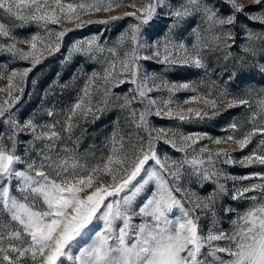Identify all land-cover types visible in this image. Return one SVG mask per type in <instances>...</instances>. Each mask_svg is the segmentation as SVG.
Here are the masks:
<instances>
[{
  "label": "snow or ice",
  "instance_id": "snow-or-ice-1",
  "mask_svg": "<svg viewBox=\"0 0 264 264\" xmlns=\"http://www.w3.org/2000/svg\"><path fill=\"white\" fill-rule=\"evenodd\" d=\"M124 6V0H79L75 4L0 0V38L11 41L0 43V53L31 60L33 67L44 50L59 51L62 38L73 30L61 28L53 33L49 25L79 21L76 28L80 29L93 23L109 25L125 17L136 21L121 34L117 46L106 49L98 36L73 45L68 58L72 52L93 59L107 52L103 73L92 72L64 110H56L55 105L43 108L42 114L49 118L46 121L38 123L36 113L20 120L13 111L20 99L14 92L22 95L20 85L31 68L13 70L7 76L8 87L0 89L7 97L0 99V264H264V173L235 177L216 167L218 162L264 166V123L255 125L264 115V88L256 101L258 111L249 117L253 127L240 138H236L240 127L235 121L228 125L230 134L224 138L157 129L150 126L149 116L163 115L180 122L214 120L221 115L216 111L218 101H228L223 111L252 105L227 91L209 98L213 93H199L194 82H170L155 72L149 74L141 64L155 57L154 63L165 68L192 67L207 73V54L221 52L230 80L246 75L247 68L264 77V31L246 28L242 55L228 51L236 43L233 28L239 16L264 25V0H248L247 5L241 0H141L139 5L131 0L136 11L95 21L82 19ZM224 7L227 14L221 10ZM153 22H165L166 32L150 43L145 32ZM33 24L43 27L47 37L36 33L21 39L14 35L16 28ZM186 25L195 37L190 46L175 35ZM201 25L212 33L210 40L202 39ZM18 44L28 45L29 50ZM127 83L134 85L131 96L112 91ZM179 91L193 93L183 104L202 101L206 107H182L172 99ZM153 92H167L168 98H153ZM119 101L118 106L130 112L135 127L147 130V137L129 151L124 137L113 132L106 154L86 158L78 153L79 138L73 137L78 122L89 116L97 118L96 113L103 111L101 105ZM136 102L142 105L140 110L131 107ZM58 116L63 119H56ZM257 135L262 137L257 147L239 160L228 148L194 147L208 140L216 145L232 142L242 151ZM160 141L181 157L159 155L155 144ZM89 159L96 162L89 163ZM221 178L260 181L241 187L233 184L232 200H247L249 206L242 212L223 209L235 213L230 231L219 227L216 212L217 197L228 193ZM207 184L215 187L207 195H199L195 187L203 189ZM138 197H142L139 202ZM202 218H210L207 230L201 226Z\"/></svg>",
  "mask_w": 264,
  "mask_h": 264
},
{
  "label": "rangeland",
  "instance_id": "rangeland-1",
  "mask_svg": "<svg viewBox=\"0 0 264 264\" xmlns=\"http://www.w3.org/2000/svg\"><path fill=\"white\" fill-rule=\"evenodd\" d=\"M64 4H75L79 0H61ZM131 0H124L125 6L121 8H114L113 11L109 13L99 12L92 13L89 15L82 16L84 20H99L106 19L111 15H122L125 12L136 11L135 8L130 6ZM137 5L141 3V0H135ZM247 5L248 0H241ZM223 13L227 14L228 9L224 7L221 9ZM139 14V13H138ZM197 24L200 23L199 18H196ZM135 19L132 17H125L123 20L112 22L109 25H103L98 23H93L85 26L84 28L77 29L75 22H64L61 25H49V28L55 33L61 28L73 29L67 32L61 40L59 51L52 52L51 49L44 50L40 56L39 63L32 66L31 60L24 61L15 59L10 55L0 53V75L4 78H0V89H5L9 85L7 76L11 74L13 70H24L26 68H31L27 76L24 78L23 84L20 86L23 88L22 95L18 92H14V95H20L19 101L15 104L13 111L16 113L20 120L28 118L30 115L36 113L37 122H43L49 118L42 114V109L45 107L56 106V110H64L69 104L75 101V98L80 93V90L84 87L87 82V77L91 75L92 72L103 73L105 67L104 58L108 56L107 52L103 55H97L95 59L85 56L80 53L72 52L71 57H69L70 50L73 45L78 41L87 40L93 36L99 37V43L107 48L117 46V42L121 34L128 28L130 24L135 23ZM188 23H191L189 21ZM195 26V25H193ZM203 25H201V35L204 41L210 40L212 33L205 32ZM91 29L90 31H85L82 34L78 32L83 29ZM150 31L145 32V38L151 43L155 39L163 38L166 28L165 22L156 23L153 22L149 26ZM252 29L254 32L264 31V25H261L256 21H249L245 16L241 15L238 17L236 26L233 31L236 34V43L228 49V51L242 55L241 45H244L246 41L245 29ZM39 33L42 37H47V31L38 25H29L25 28H16L14 30V35L18 38H28L33 34ZM178 40H182L189 46L195 42V37L191 34V30L185 26L184 29H180L175 34ZM54 38V37H53ZM11 41L6 38H0V43H10ZM231 43V42H230ZM20 48L25 51L29 50V46L25 44H18ZM39 47V45H38ZM127 47V45H125ZM122 52V49H120ZM147 54V53H145ZM223 55L221 52H210L207 54V63L209 69L207 73L203 69H197L192 67H172L165 68L163 65H158L154 63L155 57L152 61H141L144 69L149 73H157L163 79H166L174 83H184V82H194L198 87L197 91L201 94H207L208 92L213 93L212 97L215 98L220 92L227 91L232 96H236L241 99L249 100L252 105L251 108H246L245 106H238L227 111H223L227 107V100L223 102L218 101V107L216 111H220L221 115L217 116L214 120H192L189 122H180L174 119H168L161 116L151 115L148 117V121L153 128H164L178 130L179 132L188 133H207L213 138H224L230 134L227 131V127L230 123L235 121L240 127V131L236 133V138H240L242 133L251 130L253 124L249 123V117L253 112H257L256 101L262 95L260 89L264 88V81L262 84L255 85L254 80L250 79L251 74L246 69L247 74L240 76L239 78L229 79L227 76V69L224 68L225 61L220 59ZM229 68L231 67V61H228ZM264 63V59L261 60ZM221 69H224L221 71ZM18 80V78H17ZM66 85V87H64ZM134 85L127 83L120 85L117 88H113L112 91L123 97L125 95L131 96V89ZM253 91H249V89ZM153 98L162 96L163 98H168L167 92L161 93H150ZM193 93L188 91L177 92L172 99L181 104L182 107H199L205 108L206 106L202 101H193L189 104H183V101L189 99ZM97 93L94 100L98 98ZM6 94L0 92V99H6ZM122 101L110 103L107 107L101 105L100 107L103 111L96 113L95 119L89 116L87 119L80 120L79 126L74 130L73 137L79 138V145L77 147L78 153L85 156L86 158L89 154H94L99 157L102 153H107V143L108 138L113 132L118 133V136H123L125 141V148L131 151L133 145H136L138 141L142 138L147 137V130L138 129L135 127L130 112L127 109L120 108L118 106ZM132 108L140 110L142 105L138 102L131 105ZM211 114V112L209 113ZM56 119H63V116H58ZM264 123V115H260L255 121L256 126H260ZM96 126V127H95ZM262 137L257 135L253 138L252 142L244 150H239L237 145L228 142L222 143L220 145L213 144L208 140H201L196 147L199 149L201 146H206L210 151H215L217 148H228L232 151V156L234 159L239 160L240 158L249 155L253 149H255ZM156 151L159 155L163 156L167 153L173 159H178L181 157V153L173 150L169 145L165 144L163 141L157 142L155 144ZM223 159V158H221ZM89 163H95V160H88ZM152 163L151 161L149 162ZM217 168L223 170V172L228 176L242 177L251 173H264V166L253 165L249 167H242L240 165H225L222 163H217ZM257 180H244V181H233L231 179H220V183L226 185L228 193L226 195H221L217 197L216 200V212L220 219L219 227L225 231H230V220L235 218V213L224 212L223 209L233 208L236 212H242L245 208L249 206V201L240 200L233 201L231 198L233 184L236 187H241L248 185L250 183H259ZM215 185L207 184L201 189L199 186L195 187V190L201 196H205L210 192ZM247 195H257L256 193H248ZM142 197L137 198L139 202ZM5 219H7L5 217ZM134 222L139 223V218H134ZM210 224V218H202L201 226L207 230Z\"/></svg>",
  "mask_w": 264,
  "mask_h": 264
},
{
  "label": "trees",
  "instance_id": "trees-1",
  "mask_svg": "<svg viewBox=\"0 0 264 264\" xmlns=\"http://www.w3.org/2000/svg\"><path fill=\"white\" fill-rule=\"evenodd\" d=\"M90 30L87 28V29L80 30L78 33L79 34H82L83 32H85V31L87 32V31H90ZM247 70L251 74L250 79H253L254 80L253 82H254V84L256 86L259 85V84H262V82L264 81V77H262L261 74L258 71L254 70L252 68H247Z\"/></svg>",
  "mask_w": 264,
  "mask_h": 264
}]
</instances>
